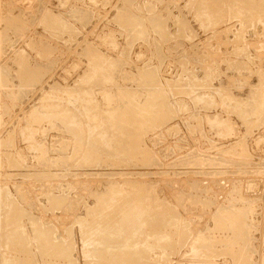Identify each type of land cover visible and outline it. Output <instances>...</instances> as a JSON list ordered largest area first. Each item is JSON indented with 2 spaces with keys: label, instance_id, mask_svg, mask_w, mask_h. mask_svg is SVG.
<instances>
[{
  "label": "rangeland",
  "instance_id": "obj_1",
  "mask_svg": "<svg viewBox=\"0 0 264 264\" xmlns=\"http://www.w3.org/2000/svg\"><path fill=\"white\" fill-rule=\"evenodd\" d=\"M123 263L264 264V0H0V264Z\"/></svg>",
  "mask_w": 264,
  "mask_h": 264
},
{
  "label": "bare ground",
  "instance_id": "obj_2",
  "mask_svg": "<svg viewBox=\"0 0 264 264\" xmlns=\"http://www.w3.org/2000/svg\"><path fill=\"white\" fill-rule=\"evenodd\" d=\"M96 59H98V58H96ZM96 61H98V60H96ZM103 63V62H102ZM101 63V64H102ZM96 67V66H95ZM99 70V69H98ZM102 70V69H101ZM93 72V71H92ZM93 75V74H92ZM96 75V74H95ZM98 75V74H97ZM90 77V76H89ZM95 77V76H94ZM97 77V76H96ZM85 94H86V92H85ZM85 98V97H84ZM79 99H80V97H79ZM84 100V99H83ZM86 100V99H85ZM81 101H82V99H81ZM63 113V112H62ZM70 113V112H69ZM105 113V112H104ZM59 114V113H58ZM56 115V114H55ZM64 117V116H63ZM65 118V117H64ZM97 118V117H96ZM74 119V118H73ZM105 122V121H104ZM73 123V122H72ZM107 123V122H106ZM69 125V124H68ZM77 125V124H76ZM105 125V124H104ZM78 128H79V126H78ZM77 128V129H78ZM104 128V127H103ZM94 129H95V127H94ZM100 129V128H99ZM76 130V129H75ZM82 130V129H81ZM101 131H102V129H101ZM107 131V130H106ZM108 132V131H107ZM29 133V132H28ZM81 133V132H80ZM82 134H83V132H82ZM90 134V133H89ZM84 135V134H83ZM102 136V135H101ZM100 136V137H101ZM94 137V136H93ZM79 138V137H78ZM102 138H103V136H102ZM80 139V138H79ZM94 140V139H93ZM96 140V139H95ZM98 140V139H97ZM96 140V141H97ZM102 140H104V139H102ZM112 143V142H111ZM99 144V143H98ZM101 146H102V144H101ZM94 147H95V145H94ZM105 147V146H104ZM97 150V149H96ZM97 155V154H96ZM112 184V183H111ZM119 186V185H118ZM122 187V186H121ZM113 189V188H112ZM112 189H110V191H113ZM121 189V188H120ZM111 193V192H110ZM136 193V192H135ZM106 194V193H105ZM114 194H115V192H114ZM128 194V193H127ZM121 195V194H120ZM127 196V195H126ZM132 196V195H131ZM135 196V195H134ZM114 197H116V196H114ZM117 197H118V195H117ZM125 197V196H124ZM51 198V197H50ZM103 198V197H102ZM109 198V197H108ZM110 199V198H109ZM115 199V198H114ZM129 200V199H128ZM112 201H113V198H112ZM114 201H116V200H114ZM132 201V200H131ZM128 202H130V201H128ZM133 202V201H132ZM123 204V203H122ZM126 204H127V201H126ZM113 205V204H112ZM133 205H134V207L130 210V211H127V214L125 215V222L123 223H120V224H118V223H114L113 222V224H111L110 226H108L107 228H104V232H103V236H105V238H108L109 239V235L111 236V229H113V228H117L118 227V225H119V227L117 228L118 230H116V231H118L117 232V234H120V236H121V234H122V236H123V234H125V233H127V234H130V235H132V234H134V233H137V232H140V230H141V228L143 227L142 225H143V221H144V218L146 217H148V216H150L151 217V215L153 216L154 215V212H155V210H157L158 211V208H152L151 206V208L150 207H148L147 209H145L144 208V205H142V203H136V204H134L133 203ZM122 208V207H121ZM131 208V207H130ZM109 209V208H108ZM116 209V208H115ZM124 209V208H123ZM103 210V209H102ZM127 210V209H126ZM129 210V209H128ZM123 211V210H122ZM160 211V210H159ZM119 212H121V211H119ZM100 213H101V211H100ZM156 213V212H155ZM125 214V213H124ZM160 214V213H159ZM164 214V213H163ZM95 215V214H94ZM103 216V215H102ZM107 216V215H106ZM155 216V215H154ZM114 217V216H113ZM97 218V217H96ZM122 219V218H121ZM146 220V219H145ZM123 221V220H122ZM107 226V225H106ZM105 226V227H106ZM97 227V226H96ZM98 228V227H97ZM115 231V230H114ZM41 233V232H40ZM95 233V232H94ZM100 233H101V231H100ZM45 235V234H44ZM48 236V235H47ZM119 236V235H118ZM121 236V237H122ZM125 236V235H124ZM124 236H123V241H125V245L124 246H126V244H128L129 245V243H131V242H128V238H124ZM134 236V235H133ZM49 237V236H48ZM120 237V238H121ZM126 237H128V236H126ZM111 238V237H110ZM86 239H88V238H86ZM122 239V238H121ZM103 240H104V238H103ZM116 240H118L117 241V243L118 242H120L119 241V239H116ZM131 240V239H130ZM106 242H107V239L105 240ZM109 241V240H108ZM166 241V240H165ZM97 242H98V240H97ZM105 242V244H108V243H106ZM99 243V242H98ZM97 243V244H98ZM122 243V242H121ZM120 243V244H121ZM134 242H132L131 244H133ZM93 244V243H92ZM103 244H104V242H103ZM104 244V245H105ZM110 244V243H109ZM122 244H124V243H122ZM122 244H121V246H122ZM130 244V245H131ZM113 245V244H112ZM111 244L109 245L110 247L112 246ZM103 246V245H102ZM108 245H107V248L109 249L110 247H109ZM118 246V244L116 245V247ZM132 246V245H131ZM87 247H90V246H87ZM105 247H106V245H105ZM114 247H115V245H114ZM123 247V246H122ZM119 248H120V246H119ZM88 250V249H87ZM97 250V249H96ZM121 250H122V248H121ZM108 251V250H107ZM91 253V252H90ZM95 253V252H94ZM113 253V252H112ZM114 256V255H113ZM125 256V255H124ZM124 263H125V261H124ZM123 263V264H124Z\"/></svg>",
  "mask_w": 264,
  "mask_h": 264
}]
</instances>
